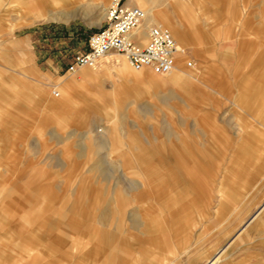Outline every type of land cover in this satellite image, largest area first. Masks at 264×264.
<instances>
[{"label": "rangeland", "instance_id": "374dc122", "mask_svg": "<svg viewBox=\"0 0 264 264\" xmlns=\"http://www.w3.org/2000/svg\"><path fill=\"white\" fill-rule=\"evenodd\" d=\"M27 1L0 0V264H264V0L151 3L162 12L151 24L178 30V64L199 76L183 88L158 87L157 74H141L117 52L83 67L89 75L68 70L115 0H56L69 3L67 21L34 17ZM117 57L138 73L117 72ZM132 80L148 82L151 93L133 98ZM144 102L151 106L142 110ZM59 122L60 139L47 134ZM94 124L103 130L82 140ZM147 140H169L171 159L180 144L181 159L140 190L137 201L152 207L137 218L152 219L149 232L133 226V184L146 178L133 183V169L147 160L133 154L145 152ZM225 147L232 169L198 180L197 190L191 181L196 192L179 204L178 194L152 195L179 175L182 187L199 165L209 171L202 152ZM102 167L103 176L88 179ZM115 186L122 193L106 221L98 215Z\"/></svg>", "mask_w": 264, "mask_h": 264}, {"label": "crops", "instance_id": "0c3cea01", "mask_svg": "<svg viewBox=\"0 0 264 264\" xmlns=\"http://www.w3.org/2000/svg\"><path fill=\"white\" fill-rule=\"evenodd\" d=\"M148 1H149V5L140 3V5L144 6V7H142V9L143 8L146 9V13H147V18L143 20V24H142V25H144V29L145 30L155 20V18H156L155 16L158 15V13H160V14L162 13L159 10H157L158 8L156 6H155L156 8H154L152 6V4H151L152 2L158 1V0H148ZM136 3H137V0H133V5H136ZM57 9H60V6ZM146 13H145V16H146ZM65 21H67V20H65ZM146 21H148V23H149L147 25V27H145ZM166 22L175 31V35H177V36L180 35L181 36L180 33H177L178 30L171 23H169L168 21H166ZM140 30H142V29H140ZM194 34L196 35L197 32L194 31ZM177 36H175V38L177 39V41H179L181 39V37L179 36L180 39L178 40ZM146 39H148V37H145V39L144 38L143 39L139 38V40L142 43L145 42ZM183 41H185V38H183ZM180 47H181V49L185 50V48L182 45H180ZM180 56H182V55L181 54L178 55V60H179ZM178 60H177V66L175 67V69L171 73H169L167 75L157 74L158 75V82H157L158 87L164 86L166 84H171L175 88H183V87H186L189 84H191L195 79L199 78V76L197 74H194L193 72L187 71V70L183 69L182 67H180L179 64H178ZM128 69H130V67L127 65V66L123 67L122 71L120 69H118V68H116L115 70L117 72H120V73L124 74V75H127L128 78H133V75L132 76L129 75V70ZM80 71H81V73L83 75L84 74L85 75H89L88 74L89 72L86 69H83V67L80 69ZM139 72L141 73V70ZM162 79H164L165 82L163 84H160V81ZM130 82H133V84L130 86V89H129L130 92L133 93V98H136V99L143 98L144 96L150 94L151 93L150 91H152L151 88H150V85L148 84V82H143V81L138 82V81H134V80H132ZM215 85L217 87V89H215V92L218 93V95L224 96V94H223V93H225V88L223 86L224 84L222 82L216 80L215 81ZM160 89L161 88H159V90ZM160 91H162V90H160ZM175 93H176V91H172V96ZM165 99H166V96L161 98V101L163 102V101H165ZM110 103H112V105H114V108L117 107L118 110H119L118 102H117L116 98H113L112 102H110ZM133 104H134V102H133ZM129 105H132V103H129ZM150 106L151 105L149 103L144 102L142 104V106H140V109L143 110L144 108H149ZM74 107H72L73 108L72 110H74ZM114 108H113V111H114ZM153 112H155V111L150 109V110H147V111L145 110L143 113L144 114H149V113H153ZM69 114H71V113H69ZM65 117L66 116H62L61 118H65ZM61 124H62V122H59V123H56V125L48 126L47 134H50L51 136H54V137L60 139L62 137V135H61V133H59L58 129H59V126H61ZM96 125L95 124L92 125L91 129L88 130L87 133L84 135V137H82L81 139L82 140L89 139L91 135L98 133V132H94ZM185 140H187L189 142L188 139H185ZM147 142L149 144V148L145 152H144V150L142 148H139L138 151H136L133 154L134 156H137V157H140V158L143 157V156L147 157L146 163L143 164L144 161L141 160V163H139V166L137 168L135 167L133 169V183L136 180H138L140 177H142V176L154 179L153 177H155L156 175H159V173L155 174L157 172H160V175L162 177L163 174H164L163 173L164 172L163 164L164 163H169V160H171L173 164L178 161V159L176 157L178 156L177 155L178 150H180V149H178V146H180V144L174 143V144H177L178 146H177V148L174 147L173 150H176V151L175 152L173 151V152L176 153V154L174 155V153L172 152L171 153V155H172L171 157H173V158L171 159V158H169L170 157V155H169L170 141L169 140L166 143L162 141L161 143L159 142L158 144L152 143L151 140H147ZM194 145H195V143H194ZM228 150L229 149L227 147H225L223 149H219V150H210L208 148L206 152H202L204 155H206V157L208 158V161L211 162V166H212L209 171L205 170V173L202 172V170H201L202 166L199 165V163L202 161V157H203L199 153L198 156L201 157V158L199 157V160H198V158L194 157V161H196L198 163V165H199L198 173H195L194 177L191 180L188 179L189 180L188 182H187V179L184 180L183 181V186L180 187L179 190H178L179 192L177 190L172 189L169 186H167V187H164V189L166 191L163 194L164 195L165 194L166 195H170L172 197H175V195L178 194V196L176 195L177 199H175L176 200V204L175 205H177V204L180 203V200H179L180 198H178L180 195L186 194V193H193L194 194L196 192L195 189H194V186L187 185V184H190L191 181L193 182V184L195 186L198 187V188H196V190H197V189H199V186L201 184V181H198V180H202L203 182H204V180L208 181L207 179L210 178L211 173H213L214 171L216 172V175H218V172H220V173L222 172V174H224L225 170L227 168L230 169V167H231V169H232L233 161L228 156V154H230V152ZM82 152H84V151L82 150L81 153ZM183 152L184 151H182V153ZM81 153H79L78 155H82ZM179 153H181V151ZM179 161H181V159H179ZM216 163H219L220 165L219 166L215 165V168H214V164H216ZM170 164L171 163H169L168 165H170ZM144 168H147L148 171H146V169H144ZM103 170H104L103 167L100 170L96 169V171L90 177H88V179L89 178H99V177L103 176V174H102V173H104ZM92 184H94V183L92 182ZM146 188L147 187L145 186L144 190H146ZM153 188H155V187H153ZM118 189H119L118 186L117 187L115 186L114 190L112 192H110L108 197L106 196L107 197L106 198V202H108V205L103 207V208H101L100 209V214L98 215L103 220L108 221L112 217V213H113L112 206H114V203L116 201V193L118 195L122 193ZM103 194H106L104 192V190L100 193V195L98 197L100 202L105 199V197H100ZM135 194H136V190H135V187H134V184H133V196ZM147 205L145 204V202L143 200L142 201H137V200L133 199V226H136V227L137 226L139 227V225L143 226L146 229V230H143L145 232L146 231L149 232L151 230L149 227L152 226V225L151 224H147V222H152V219H145L143 221V220L138 219L137 215L140 214L142 211H144V213H145L146 210L151 209L152 206H150V205L147 206ZM121 207H122V202L119 205L120 209H121ZM168 209L169 208H166V207H163L162 209L160 208V210H162L164 213ZM179 239L181 240L182 238H179ZM183 239H185V237H183Z\"/></svg>", "mask_w": 264, "mask_h": 264}, {"label": "built area", "instance_id": "2783aa9c", "mask_svg": "<svg viewBox=\"0 0 264 264\" xmlns=\"http://www.w3.org/2000/svg\"><path fill=\"white\" fill-rule=\"evenodd\" d=\"M144 18L145 12L141 7L127 6L121 0L112 2L105 24L89 35L87 49L74 56L68 70L93 67L107 52L124 55L136 70L148 68L155 74L174 70L183 49L171 30L154 24L148 28L146 43H142L137 29ZM187 65L192 66L193 62L188 61Z\"/></svg>", "mask_w": 264, "mask_h": 264}, {"label": "bare ground", "instance_id": "6f19581e", "mask_svg": "<svg viewBox=\"0 0 264 264\" xmlns=\"http://www.w3.org/2000/svg\"><path fill=\"white\" fill-rule=\"evenodd\" d=\"M27 3H31L32 4V12L34 14V17L36 16H45L47 13V19H61V20H68L69 18L72 17L73 15V11H71L70 7H69V3H66L65 5H63V7L61 6L60 8L62 9H57L59 6H58V3L56 0H28ZM126 4V2H125ZM127 6H131L133 5V0H128ZM3 9V8H2ZM145 12V11H144ZM147 18V13H146V16L144 19ZM153 18V17H152ZM152 21V20H151ZM148 21H146V24H145V27H147L148 25ZM138 30V29H137ZM138 33V32H137ZM145 37H147V31L145 29H142L140 30L139 32V35H138V38L140 39H145ZM108 56H119V55H115L114 53L112 52H107L104 56L101 57V59L99 60L98 64L99 63H102L103 61L105 63L109 62L110 59L108 60L107 57ZM124 56V55H123ZM124 58L126 59V57L124 56ZM117 68L120 69L121 71L123 70V67L127 66L125 65L126 63H123L122 61H120V57H117ZM127 60V59H126ZM128 61V60H127ZM98 64H96L95 66L93 67H96ZM130 64V63H129ZM85 67H89V66H85ZM144 69H148V68H144ZM144 69H141V70H144ZM175 69V68H174ZM129 70V75L132 76L133 74H136L138 72L136 71H133L132 69H128ZM136 70V69H135ZM173 71V70H172ZM171 71V72H172ZM169 72V73H171ZM169 73H166V74H160V75H167ZM165 82L164 79H162L160 81V84H163ZM116 109V107H115ZM118 110V109H117ZM103 130V127L101 128V126L99 125H96L95 126V131L94 132H99V131H102ZM173 158V157H172ZM175 160V159H174ZM179 161V160H178ZM170 162V160H169ZM164 166V174L163 176L165 175V173L167 172V167H166V163L163 164ZM159 175H156L155 177H153L154 179L152 178H148L146 177L144 180H138V182L135 183V190H136V195H134V199L137 200V199H143V197L145 196V194L143 192H141L140 190L141 189H144V187L146 186H153V185H156L158 184V182H160L161 178V175H160V172H157L155 174H158ZM186 175H189V173L187 172ZM183 180V176H180L179 175V178L177 179H172V180H167V182L165 183L164 182V186L167 185L169 186L170 188L172 189H175V190H179L180 186H181V182ZM162 188V187H161ZM160 188V189H161ZM155 190V192L152 193V195L154 197H159V198H165V195L163 194L166 190ZM158 191V192H157ZM179 192V191H178ZM148 194V193H147ZM178 196V195H177ZM151 194L149 195V198H151ZM145 199H147V197H145ZM146 202V201H145ZM168 202H170L168 200ZM167 205H170L169 203H167Z\"/></svg>", "mask_w": 264, "mask_h": 264}]
</instances>
